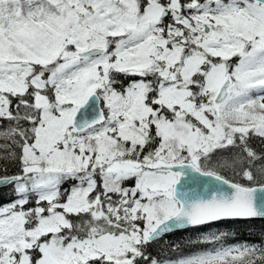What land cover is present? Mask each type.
Listing matches in <instances>:
<instances>
[{
  "label": "snow or ice",
  "instance_id": "obj_1",
  "mask_svg": "<svg viewBox=\"0 0 264 264\" xmlns=\"http://www.w3.org/2000/svg\"><path fill=\"white\" fill-rule=\"evenodd\" d=\"M4 189L0 264H264V0H0Z\"/></svg>",
  "mask_w": 264,
  "mask_h": 264
},
{
  "label": "trees",
  "instance_id": "obj_2",
  "mask_svg": "<svg viewBox=\"0 0 264 264\" xmlns=\"http://www.w3.org/2000/svg\"><path fill=\"white\" fill-rule=\"evenodd\" d=\"M14 171V169H13ZM10 195V191L4 189L0 191V199H7ZM217 229L227 232H235L236 238L239 241H249L251 243L260 244L264 242V219H254L250 223H232V222H216L211 226V230L214 232ZM251 233V234H250ZM205 234L202 229L200 231L188 230L178 231L174 234L167 235L164 238V242H161L159 247H154L153 252L158 253L161 258L171 257L176 258L181 253H196L201 250H211L212 245H197L193 247L189 241H195L201 238ZM236 241L229 239L227 243H235ZM178 244L180 246L178 251H174L169 245Z\"/></svg>",
  "mask_w": 264,
  "mask_h": 264
}]
</instances>
